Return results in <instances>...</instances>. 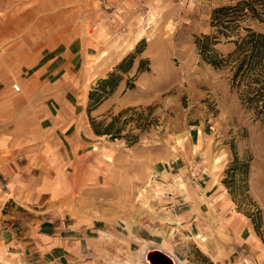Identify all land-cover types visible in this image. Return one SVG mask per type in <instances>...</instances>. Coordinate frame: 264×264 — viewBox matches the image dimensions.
<instances>
[{
  "label": "rangeland",
  "instance_id": "374dc122",
  "mask_svg": "<svg viewBox=\"0 0 264 264\" xmlns=\"http://www.w3.org/2000/svg\"><path fill=\"white\" fill-rule=\"evenodd\" d=\"M131 1L126 7L112 3L107 8L109 0H77L72 6L73 32L87 39L94 53L88 56L87 72L100 61L121 59L103 77L113 73L115 89L120 85L114 96L115 89L109 94L108 108L93 117L89 100L86 103L91 144L80 151L83 165L75 171L69 168L76 173L69 198L89 217L119 221L128 229L146 228L147 238L152 228L161 230L163 238L172 232L169 239H157L154 245L173 252L184 240V250L198 260L196 264H219L231 253L236 257L232 264H251L248 249L232 245L237 218L243 215L256 224L264 241V113L257 116L241 103L231 86L229 68L202 61L194 43L195 36L215 34L220 53L234 49L231 40L237 35L217 34L211 14L235 0ZM246 23L237 30L241 36ZM125 58V70H119ZM100 79L84 84L78 100L99 86ZM190 128L198 130L196 142L184 138L176 144V136ZM202 173L209 174L211 184L232 201L225 203L219 196L218 206L209 205L210 222L205 217L198 232L208 238L204 242L195 239V233L181 234L179 226H161L179 223L177 204L167 206L166 192L187 195ZM150 179L154 190H147Z\"/></svg>",
  "mask_w": 264,
  "mask_h": 264
},
{
  "label": "crops",
  "instance_id": "0c3cea01",
  "mask_svg": "<svg viewBox=\"0 0 264 264\" xmlns=\"http://www.w3.org/2000/svg\"><path fill=\"white\" fill-rule=\"evenodd\" d=\"M130 2L109 0L107 8ZM76 5L77 0H0V264H135L138 248L147 240L141 243V238L150 235L138 225L128 229L119 221L89 217L69 198L74 171L83 165L80 151L92 138L86 119L89 93L80 101L78 92L121 59L100 61L87 72L88 56L94 53L87 39L73 32ZM13 82L19 92L11 88ZM118 89L120 85L113 96ZM111 98L89 114L104 112ZM199 179L187 195L166 192L167 206L177 204L179 223L165 222L163 228L198 233L205 217L210 222L209 205L218 206L219 196L231 201L211 184L209 174ZM242 217L237 218L232 247H245L251 264H264V241L248 217ZM183 242L168 252L178 264L198 263ZM234 258L231 253L219 264L235 263Z\"/></svg>",
  "mask_w": 264,
  "mask_h": 264
},
{
  "label": "trees",
  "instance_id": "16d2710c",
  "mask_svg": "<svg viewBox=\"0 0 264 264\" xmlns=\"http://www.w3.org/2000/svg\"><path fill=\"white\" fill-rule=\"evenodd\" d=\"M242 22L248 23L242 27L245 34L241 36L237 30L241 28ZM211 26L217 34L225 37L235 32L237 38L231 40L234 49L222 54L215 48L217 35L195 36L194 43L201 60L214 68L228 67L231 86L239 92L241 103L261 116L264 113V0H235L233 4L216 7L211 14ZM128 59H123L118 66L119 70H125L124 64ZM130 64L132 63L128 65ZM114 78V74L110 73L100 79V87L90 90L88 110L114 91L118 84ZM255 229L257 230L256 224Z\"/></svg>",
  "mask_w": 264,
  "mask_h": 264
},
{
  "label": "bare ground",
  "instance_id": "6f19581e",
  "mask_svg": "<svg viewBox=\"0 0 264 264\" xmlns=\"http://www.w3.org/2000/svg\"><path fill=\"white\" fill-rule=\"evenodd\" d=\"M200 131V130H199ZM197 135H198V130H195V129H193V128H190V129H188V130H186L183 134H180V135H177L176 136V138H175V140H176V144H178V145H181V143H182V140L184 139V138H190V140L192 141V143H195L196 142V140H197ZM194 145V144H193ZM215 160H216V158H215ZM151 181L147 184V190L149 189V190H154L155 189V185L154 184H152L151 182H152V179H150ZM154 180V179H153ZM144 189V188H143ZM171 220V219H170ZM171 221H174L175 222V220H171ZM170 223H172V222H170ZM151 234H152V236L151 237H149V238H147V240H145L143 243H142V245L140 246V248L138 249V251H139V253L140 254H138V256H139V260H138V262L139 263H137V261H136V263L137 264H145V262H144V260H143V257H144V253H145V251L148 249V248H150V247H157V248H160V247H158V246H156V245H152V244H154V243H156L157 242V239H161L162 240V238H163V233H162V231L161 230H159V229H151ZM172 232H167L165 235V237L164 238H170L171 236H172ZM189 236V235H188ZM195 239L196 238H198V239H200L199 241H205V240H207L205 237L206 236H204V235H201V234H199V233H195ZM163 238V239H164ZM183 238V237H182ZM190 238H192V237H190ZM167 239V240H168ZM179 239H181V238H179ZM184 239V238H183ZM197 239V240H198ZM165 240V239H164ZM173 240H175V239H173ZM196 240V241H197ZM172 241V240H171ZM198 241V242H199ZM171 244H173V243H171ZM158 245H160V244H158ZM165 246V245H164ZM163 246V247H164ZM160 249H162V248H160ZM162 250H164V249H162ZM165 252H167V253H169L168 252V250L166 251V250H164ZM172 253V252H171ZM171 253H169L170 255H172ZM175 259H176V257L174 256V255H172ZM177 260V259H176ZM178 262V261H177ZM178 264V263H177ZM179 264H180V262H179Z\"/></svg>",
  "mask_w": 264,
  "mask_h": 264
},
{
  "label": "water",
  "instance_id": "95a60500",
  "mask_svg": "<svg viewBox=\"0 0 264 264\" xmlns=\"http://www.w3.org/2000/svg\"><path fill=\"white\" fill-rule=\"evenodd\" d=\"M143 260L145 264H177V260L172 255L157 247L148 248Z\"/></svg>",
  "mask_w": 264,
  "mask_h": 264
},
{
  "label": "built area",
  "instance_id": "2783aa9c",
  "mask_svg": "<svg viewBox=\"0 0 264 264\" xmlns=\"http://www.w3.org/2000/svg\"><path fill=\"white\" fill-rule=\"evenodd\" d=\"M11 88H12L15 92H19V91H20V86H19V84L16 83V82H13V83L11 84ZM154 177H155V176H154ZM153 179H155V178H153Z\"/></svg>",
  "mask_w": 264,
  "mask_h": 264
}]
</instances>
